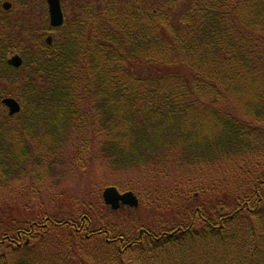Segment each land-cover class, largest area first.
<instances>
[{
    "label": "trees",
    "instance_id": "obj_1",
    "mask_svg": "<svg viewBox=\"0 0 264 264\" xmlns=\"http://www.w3.org/2000/svg\"><path fill=\"white\" fill-rule=\"evenodd\" d=\"M4 1L0 190L25 180L57 184L70 148L76 162L88 155L149 178L228 167L245 184L194 210L191 197L177 194L179 184L167 203L162 194L142 195L143 204L182 215L164 224L157 214L156 224L130 230L113 221L118 212L102 199L73 216L2 212L0 264H124L130 252L180 250L209 236L233 249L192 264H264V0H194L175 22L118 0L108 9L86 6L59 29L47 18L33 29ZM10 54L22 57L20 68ZM5 97L16 98L22 113L10 116Z\"/></svg>",
    "mask_w": 264,
    "mask_h": 264
},
{
    "label": "rangeland",
    "instance_id": "obj_2",
    "mask_svg": "<svg viewBox=\"0 0 264 264\" xmlns=\"http://www.w3.org/2000/svg\"><path fill=\"white\" fill-rule=\"evenodd\" d=\"M116 1L118 0H61V3L66 21V18L70 20L78 19L85 12L84 7L86 6H88V12H91L93 8L98 6H103L106 9L111 8ZM193 1L194 0H120L119 3H121V5H123V3H131L130 5L134 7L138 5L139 8L144 11L157 10L160 14L170 15L172 21L175 22L188 10L189 4ZM5 2H10L12 4L9 10L11 13L15 15L17 13V15H23V13H25L33 29L42 27L43 21L44 19L46 21V18L48 19L47 25L49 24L50 26L47 0H29V5L27 7L13 0H5L4 3ZM55 35L56 32L47 33L45 39L47 40L48 37L54 38ZM31 36L33 40L34 35ZM14 56V54H10L9 59ZM1 104L2 107L5 106L2 102ZM22 110L21 106V113ZM71 149L72 148L68 150L69 154L66 156L68 162L67 164L64 163L66 171L63 172V178L58 181L57 184L52 185L49 182L45 185H40L34 182L35 186H33V184L25 180L10 185L9 188H6L7 190L1 189L0 214L2 212L10 215L14 214L20 218L24 217L26 219L34 217L38 214L40 209L44 208L48 212L57 214L58 216H73L78 214L79 210L82 211L84 207L94 206L93 204H96V199H102L103 201V191L109 186H115L121 193L133 191L140 200L138 209L124 206L120 211H117L118 213L111 216L114 222L130 230V228H134V225L137 223L150 226L156 224L159 221L158 219L161 218L157 214H163L160 210L155 209V206L149 207L150 202L148 200L146 204H143L142 195L151 198L152 196L155 197L157 194H162L165 197L164 200H166L164 202L167 203L169 201V190L179 184L177 194L181 196V198L191 197L194 201V210L195 208H199L198 205L203 204L208 206L207 208H210L209 202L211 197L216 198V195L223 196L224 192L232 185L244 186L245 184L242 179H232L234 176L232 174L233 171L228 167L220 171L205 166L184 169L178 173V179L173 176L166 177L164 175L157 178H149L136 168L113 170L106 165L99 166L98 163L90 159L88 155L83 156V161L76 162L75 153H73ZM250 158L251 160H249L252 165L258 162V160H254V157ZM263 161L264 159L260 161V164ZM247 162L248 159H246L245 163ZM178 171L179 170H176V172ZM170 173L172 175L176 174ZM239 173L243 175L241 172ZM245 176L247 175L245 174ZM171 195L172 193L170 196ZM214 200L216 201V199ZM190 208L191 206L189 210ZM215 214H217V216L224 215L222 211H215ZM215 214L213 216L214 219ZM181 215L182 213L178 212L171 214V216L169 214H163L161 222H165L164 224L167 222L170 223ZM228 233L230 234V230ZM178 249L179 248H170L166 252H153L143 257H139L138 253L135 251L130 252L124 257L123 263L180 264L186 262L192 264L193 262H199L201 259L212 261L215 257L226 256L231 252L233 247L230 243H221L215 236H209L206 238V242H201L180 250ZM55 255L54 257H56Z\"/></svg>",
    "mask_w": 264,
    "mask_h": 264
},
{
    "label": "water",
    "instance_id": "obj_3",
    "mask_svg": "<svg viewBox=\"0 0 264 264\" xmlns=\"http://www.w3.org/2000/svg\"><path fill=\"white\" fill-rule=\"evenodd\" d=\"M47 5L50 26L52 28L61 27L65 21L61 0H47ZM3 7L5 10H10L12 4L6 2ZM47 43L49 45L52 44V37L47 38ZM9 63L14 68H20L23 64V60L20 56L16 55L10 59ZM2 103L8 108L9 115L12 117L21 112V105L14 98H5L2 100ZM102 198L105 204L111 207L113 211H118L122 206H129L130 208L137 209L140 204L138 197L132 191L121 193L118 188L114 186L107 187L103 191Z\"/></svg>",
    "mask_w": 264,
    "mask_h": 264
}]
</instances>
